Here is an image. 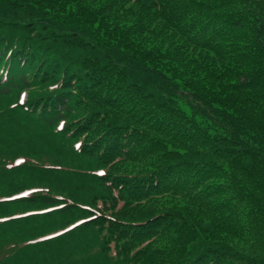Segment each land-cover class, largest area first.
Instances as JSON below:
<instances>
[{"label":"trees","instance_id":"trees-1","mask_svg":"<svg viewBox=\"0 0 264 264\" xmlns=\"http://www.w3.org/2000/svg\"><path fill=\"white\" fill-rule=\"evenodd\" d=\"M211 1L0 0V264H264V70Z\"/></svg>","mask_w":264,"mask_h":264},{"label":"rangeland","instance_id":"rangeland-1","mask_svg":"<svg viewBox=\"0 0 264 264\" xmlns=\"http://www.w3.org/2000/svg\"><path fill=\"white\" fill-rule=\"evenodd\" d=\"M110 1H112V0H102V2L105 4V6H106V3L110 2ZM209 3L213 4L215 12L234 13L233 15L237 16V18L239 19V21L242 24L245 23V27H244L243 31H245V33L247 34V37L244 39V41H247V42L251 43V46H252V49H251L252 53L251 54L253 56H255L257 58V60L259 61V63L261 64V65L258 66L257 69H255V66H254V67L251 68V70H253L255 72L263 71L264 70V52H263L264 51V47H260V44H259L258 40L255 39L254 36L257 37V35H259V38H260V40L262 41V43L264 45V0H212ZM140 10H141L140 6H137L136 13L133 16L134 18L136 17V15H138ZM125 23L127 24L128 28H132V24L134 23V21H132V18H130V20L128 22H125ZM96 29H97V25L95 27V30H93V31H96ZM164 41H166V40H164ZM120 44H121V42H120ZM190 48L192 49L193 47L190 46ZM261 48H263V50ZM171 80L172 81H176V83L185 92V94H187L188 90H189L186 87V84L188 82L191 83V86L195 85V84L198 85L197 89H196V91H198V92L206 91L207 90V86H210V85L215 88V85L213 83H211L210 81H208V83H202V79L200 80V79L192 77L190 75H183V78H179V77L173 76V77H171ZM152 83L153 82H150L148 85H144L145 91L150 92V94L152 95L151 98L148 100L149 102H155V103H161V104H165V103L166 104H168V103L169 104H175L181 111H184L188 116H190L191 118L195 119L197 122H204V118H202L199 115H197L194 112V110H192L190 108L189 104L186 101L181 100L179 98H174V96L172 94L171 95L173 96V101H171L172 99L169 100L168 98H170V96L167 93H164L163 90L160 89L158 84H152ZM190 92H191V87H190ZM217 95H218L217 96V100H218V98H222L223 97V95L220 94V93H218ZM208 98L213 100V97L211 95ZM18 101H19V103H24L26 101V94H22L20 96V98L18 99ZM215 104H217V103H215ZM263 120H264V116H263L262 120H257V122L264 126V121ZM169 148H172V147L169 146ZM139 149H141V150H145L146 149V151H144V153H143V161L155 162L157 160L155 151H153L154 152L153 154L150 153L149 151H147V146L145 144H142L141 146H139ZM166 196H168V195H166ZM157 202L159 204H168V203H171L172 200H169L167 198H163V199H159ZM177 205H178V203H177ZM183 207H185L187 210L190 209V208H188L186 206H183ZM197 219H198V217L196 218V220ZM262 223H263V218L256 220V222L254 224L256 226L255 231L259 232V236L262 239H264V228L262 230H258L259 226ZM203 224H204V221H203ZM193 226L194 225L192 224L191 221L188 222L187 224H185V237L188 240V248H190L192 251L193 250L198 251L199 250V239L200 238L198 236V233H197L195 227L193 229ZM208 227L205 226V225H201L200 228L202 229V233L204 235L208 234V232L210 231L208 229ZM251 232L254 233V230H252ZM218 236L221 239H223L225 242H227L228 244H230V245H232L234 247H237L239 249L244 247V246H246V245H248V242H247L245 236H243V237H238V236L234 237V236L227 235L225 233H220V234L218 233Z\"/></svg>","mask_w":264,"mask_h":264}]
</instances>
